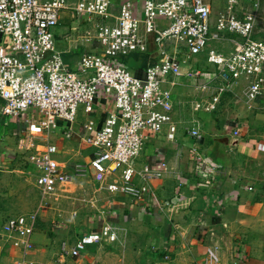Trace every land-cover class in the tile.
I'll return each mask as SVG.
<instances>
[{
    "label": "built area",
    "instance_id": "2783aa9c",
    "mask_svg": "<svg viewBox=\"0 0 264 264\" xmlns=\"http://www.w3.org/2000/svg\"><path fill=\"white\" fill-rule=\"evenodd\" d=\"M261 8L262 0H226L214 17V0H143L140 5L133 0L118 5L115 0H0L1 112L26 126L20 137L38 169L35 185L43 197L78 177H91L110 193L143 203L150 182L162 178L167 164L141 171L137 164L150 136L168 128L167 138L176 140L171 88L180 85L181 78L203 92L211 90L207 111L236 86L243 88L248 103H263L264 37L257 33ZM65 13L79 25L85 22V42L93 46L85 49L75 69L66 64L55 35ZM226 38L236 43L235 51L227 55L209 50L207 62L217 72L201 83L202 72L194 63H200L210 41ZM151 44L156 56H149L146 68L126 62L134 53L149 54ZM213 80L219 82L217 87ZM99 99L113 103L102 125L93 116ZM81 109L89 120L78 138L93 155L88 163L63 165L52 138L62 130L65 139H72ZM187 131L199 137L196 129ZM193 151L204 172L202 183H213L214 165ZM182 183L187 181L182 178ZM145 203V211L163 210L172 208L175 198ZM44 205L8 218L0 238L31 250ZM117 240L114 226L105 222L74 242L61 241L59 254L78 259L91 246Z\"/></svg>",
    "mask_w": 264,
    "mask_h": 264
},
{
    "label": "crops",
    "instance_id": "0c3cea01",
    "mask_svg": "<svg viewBox=\"0 0 264 264\" xmlns=\"http://www.w3.org/2000/svg\"><path fill=\"white\" fill-rule=\"evenodd\" d=\"M223 6V2L220 8L215 4L214 17ZM71 21V14L65 13L55 35L67 65L70 63L75 69L79 65V54L89 46L85 42L88 29L85 22L79 25ZM213 43L228 45L230 50H221ZM212 49L228 55L235 51L236 43L228 38L212 40L199 57L200 63H194L202 72L201 83L206 82V75L213 77L217 72V67L207 62L208 52ZM149 54L156 56L153 44ZM188 69L186 66L184 72ZM180 82L171 88L173 118L178 125L176 140L167 138L168 128L161 134L150 136L137 164L140 171L161 162L167 164L162 178L150 182L151 192L143 201L153 205L175 198V205L145 211L144 202L137 203L129 197L107 191V216H98L96 222L94 217L89 225L76 229L75 225H70L74 221L63 222L51 232L38 222L31 238L33 248L29 251L0 238V264H146L148 261L158 264L164 256L169 264H264V148H260V145L264 147V131L260 130L264 126V101L248 103L243 88L236 86L223 95L213 111H207L211 90L203 92L189 84L186 78H181ZM212 85L217 87L219 82L213 80ZM111 110V101L99 99L94 107L95 121L102 125ZM88 120V117L78 118L72 127V139H65L62 130L55 132L52 141L58 146L57 159L63 165H75L71 159L67 163L62 161L68 160L73 151L77 153L75 145L86 149L85 163L92 158V149L78 138ZM25 129L23 122L4 117L0 105L1 178L11 171L13 161L18 172L23 170L20 159L23 153L30 151L24 149L23 141L15 149L13 144ZM187 129H196L199 137L192 136ZM194 149L214 165L216 178L213 183H202L204 172L199 169ZM2 168H6L5 173ZM17 171L14 168L11 172ZM182 178L187 183L180 185ZM5 188L7 190V186ZM0 199L4 201L8 197L0 194ZM43 210L45 213L46 208ZM0 211V218H4L6 210ZM17 212L8 209L7 215ZM13 215L8 217L25 214ZM104 222L114 226L117 242L92 246L78 259L60 256L61 241L74 242L97 231Z\"/></svg>",
    "mask_w": 264,
    "mask_h": 264
},
{
    "label": "rangeland",
    "instance_id": "374dc122",
    "mask_svg": "<svg viewBox=\"0 0 264 264\" xmlns=\"http://www.w3.org/2000/svg\"><path fill=\"white\" fill-rule=\"evenodd\" d=\"M124 1H129V0H115V4L118 5ZM133 1L142 2L143 0H133ZM208 1L209 0H206V2ZM225 1L226 0H215L216 7L220 8L222 2L224 5ZM262 6H263L262 12H260V18L258 20L257 33L261 37H264V0H262ZM211 42L212 41H210V43ZM213 44L215 47L221 48V50H230L227 49L228 45L225 46V45H220L218 43H213ZM81 55L82 53L79 54V57H81ZM66 57L73 58L71 55H67ZM68 67L72 68L70 63L68 64ZM262 115L264 114L262 113ZM80 116L87 118V116L84 114L82 109L80 110L78 118ZM244 127H246V125H244ZM262 128L263 129L260 130L264 131V126ZM23 140L24 139L18 136L14 141L13 148L18 147ZM75 148H76L75 152L77 153L74 154L73 151L71 156L68 157V160H62L63 162L67 163L68 161H70L69 159H71V161L75 163L86 162L85 160L87 155L85 154L86 149L85 148L81 149L77 147V145H75ZM17 151L19 150L17 149ZM262 160H264V158H262ZM20 162L22 163L21 167L23 170L18 172L16 167H14V164L16 162L13 161L10 170L13 171V169L15 168V171L17 172L9 171L7 176L6 174H3V177L2 178L0 177L1 178L0 194L7 195L8 197V199H5L4 201L0 199V210L1 209L6 210L4 211V218H0V224H2V222L7 219L6 217L11 216L13 214H14L13 216H15L18 214H27L33 211H37L41 206V204H45L44 207L46 208V212L44 213V210L40 212V217L38 222L41 225H45L46 228L49 229V232L55 230L54 229L55 226L58 225L59 223L64 222L67 224L74 221L73 224L72 223L70 224L71 226L75 225L74 228L75 227L82 228L85 225H89L94 217H96L94 220V222H96L98 216H102V217H104V215L107 216V214L105 213L106 210L105 207H107L106 203L109 199L108 198L109 193L105 188H103V186L100 183H96L91 177H86V178L78 177L73 183L57 189V194H54L55 192L54 191L50 195H47L46 198H44L41 192L37 188H35L34 185L35 178L38 175V169L34 164L31 163L30 153L29 152L23 153ZM1 170H3L4 172L6 171V168H2ZM11 173H12V177H10ZM10 178L12 179L11 185H9ZM6 186H7V190L5 188ZM45 199L46 202H43ZM18 208L21 210H19ZM8 209L10 210L14 209L15 211L18 212L7 215ZM100 227L101 226H99L98 228ZM169 263L170 261L168 262L165 256L162 257L161 261L158 262V264H169ZM146 264H151V263L148 261L146 262Z\"/></svg>",
    "mask_w": 264,
    "mask_h": 264
},
{
    "label": "trees",
    "instance_id": "16d2710c",
    "mask_svg": "<svg viewBox=\"0 0 264 264\" xmlns=\"http://www.w3.org/2000/svg\"><path fill=\"white\" fill-rule=\"evenodd\" d=\"M150 54L148 53H134L126 60L127 63H131L133 68L142 67L146 68L150 62Z\"/></svg>",
    "mask_w": 264,
    "mask_h": 264
},
{
    "label": "water",
    "instance_id": "95a60500",
    "mask_svg": "<svg viewBox=\"0 0 264 264\" xmlns=\"http://www.w3.org/2000/svg\"><path fill=\"white\" fill-rule=\"evenodd\" d=\"M0 105H1V111H2V103H0Z\"/></svg>",
    "mask_w": 264,
    "mask_h": 264
}]
</instances>
